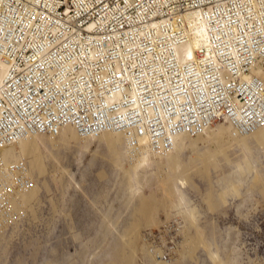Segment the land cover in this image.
I'll use <instances>...</instances> for the list:
<instances>
[{
  "label": "built area",
  "instance_id": "1",
  "mask_svg": "<svg viewBox=\"0 0 264 264\" xmlns=\"http://www.w3.org/2000/svg\"><path fill=\"white\" fill-rule=\"evenodd\" d=\"M258 66L264 0H0V230L23 219L33 186L8 145L73 124L123 133L137 157L227 115L253 132Z\"/></svg>",
  "mask_w": 264,
  "mask_h": 264
},
{
  "label": "rangeland",
  "instance_id": "2",
  "mask_svg": "<svg viewBox=\"0 0 264 264\" xmlns=\"http://www.w3.org/2000/svg\"><path fill=\"white\" fill-rule=\"evenodd\" d=\"M225 124L221 141L187 135L161 156L132 157L121 132L71 128L7 147L33 180L40 167V191L23 193V219L0 230V264H105V253L114 264L118 248L119 264H264V129L243 139Z\"/></svg>",
  "mask_w": 264,
  "mask_h": 264
},
{
  "label": "bare ground",
  "instance_id": "3",
  "mask_svg": "<svg viewBox=\"0 0 264 264\" xmlns=\"http://www.w3.org/2000/svg\"><path fill=\"white\" fill-rule=\"evenodd\" d=\"M26 33H28V31H26ZM19 35L18 34H16V37H18ZM191 52H193V50L191 51ZM190 52V53H191ZM262 68H264L263 66H258L257 68H256V72L259 74V71L262 69ZM261 74V73H260ZM264 79V78H263ZM219 123H229V124H231L233 127H234V131H235V134L236 135H238L239 137H241V138H243V139H246V137L248 136V135H252V134H254V133H256V132H259V131H261V130H263L264 129V126L263 127H260V128H258V129H256L255 131H253V132H248V133H241L240 131H239V126H237V125H235L234 124V122L231 120V118H229V116L227 115L226 116V119H222V120H220V121H215V122H213L211 125H209V127H207V129L205 130V131H203L202 133H200V134H198V135H192V134H188V133H185V134H181L179 137H178V139L176 140V143L175 144H177V143H179L183 138H185L187 135H189V136H191V137H194V139H200V138H202L203 136H205L210 130H211V132H212V135H211V137H212V139H214L215 141H221V139H222V137H223V134L219 131V130H215L214 129V126L215 125H218ZM226 125V124H225ZM66 128H71V129H74L75 131H76V133H77V135L79 136V137H82V138H87V137H93V136H99V135H104V134H107V133H113V132H115V133H120L119 131H116V130H110V131H103V132H100V133H98L97 135L96 134H88V135H82L80 132H79V130L77 129V127L75 126V125H73V124H68V125H65V126H63L62 128H61V130L57 133V134H51V133H35V134H33V135H30V136H27V137H36V136H39V135H41V134H47V135H50V136H53V137H55V136H59V135H61L62 134V132H63V130H65ZM27 137H25V138H27ZM24 139V138H23ZM23 139H20V140H23ZM19 140V141H20ZM19 141H17V142H15V143H12V144H10V145H8L7 147H10L11 145H14V144H16V143H18ZM114 141H113V137H110V136H108V137H104V138H101V143L102 144H106V148H107V152H108V155H109V157H110V159L111 160H115L116 159V156L118 155V153H119V148L113 143ZM7 147H5L4 149H6ZM63 148V150H65V148L66 147H62ZM4 149H3V151H4ZM58 151H61L60 149L58 150ZM148 152H150V151H146V155H147V153ZM163 154V152L162 153H157V155L158 156H161ZM4 156V158L7 160V161H13V159L12 158H6L5 157V155H3ZM95 161L94 160H92V161H90V164H89V166H88V169L86 170V172L88 171H93V169H94V165H95V163H94ZM97 169V168H96ZM99 169V168H98ZM95 170V169H94ZM101 169H99L98 170V173H97V176L101 179L102 177V175H105V173H103L102 171H100ZM33 171H34V173H35V177H34V180H33V186H32V188H34V190H35V192H36V194H37V196H38V193H39V191H40V186H39V184L37 183V180H35V178H36V176L37 177H39V173H41L40 171V167H34L33 168ZM87 172V173H88ZM90 173H92V175H93V173L94 172H90ZM89 173V174H90ZM95 176H96V174H95ZM95 176H94V178H95ZM106 176V175H105ZM98 178V179H99ZM94 181H96V179L94 180ZM169 181H171V180H169ZM173 181V180H172ZM240 182H241V180H240ZM45 185H47V183H45ZM160 186V185H159ZM66 194V193H65ZM65 198V197H64ZM63 198V201L65 200ZM77 199H75V201H76ZM57 208H58V206H57ZM81 212V211H80ZM79 212V213H80ZM83 212V211H82ZM78 213V214H79ZM82 215V214H81ZM80 216V215H79ZM83 217V216H82ZM84 219V218H83ZM80 220V219H79ZM85 220V219H84ZM83 220H81V224L83 223L82 222ZM86 221V220H85ZM84 221V222H85ZM87 222V221H86ZM85 222V223H86ZM79 223V222H78ZM228 246H230L229 244H228ZM108 254L109 253H105L104 254V256L103 257H101V263H105V264H107V259H108ZM110 255V254H109ZM115 261H114V264H119V260H120V249L118 248V250H117V252L115 253V259H114ZM94 261V260H93ZM97 260H95V262H96ZM99 261V260H98ZM217 264H223L222 262H221V260H219L218 258H217ZM235 261L236 262H239V256H236V258H235ZM94 262V263H95ZM93 263V262H92Z\"/></svg>",
  "mask_w": 264,
  "mask_h": 264
}]
</instances>
